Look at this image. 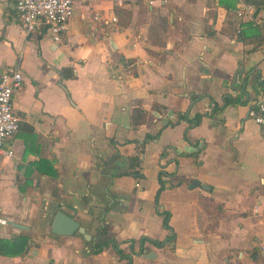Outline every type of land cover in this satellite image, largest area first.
Here are the masks:
<instances>
[{
  "label": "crops",
  "instance_id": "1",
  "mask_svg": "<svg viewBox=\"0 0 264 264\" xmlns=\"http://www.w3.org/2000/svg\"><path fill=\"white\" fill-rule=\"evenodd\" d=\"M14 2L0 0V72L22 74L18 129L1 147L12 155L0 153V264H264V131L248 115L264 103V7L73 0L55 43L45 25L25 33ZM225 95L242 103L214 111ZM59 207L89 241L105 224L116 246L94 254L79 234L51 233ZM141 236L171 239L138 250Z\"/></svg>",
  "mask_w": 264,
  "mask_h": 264
},
{
  "label": "built area",
  "instance_id": "2",
  "mask_svg": "<svg viewBox=\"0 0 264 264\" xmlns=\"http://www.w3.org/2000/svg\"><path fill=\"white\" fill-rule=\"evenodd\" d=\"M163 0H147L152 2ZM73 0H15L14 10L25 33L33 32L39 25H45L53 42L61 41V34L65 29L66 21L72 13ZM252 6L242 5V11H250ZM111 22L115 21L112 17ZM264 33V32H262ZM124 75H132L133 64L124 61L122 64ZM22 74L17 69L0 72V153L11 156L10 149L2 151L3 141L13 136L18 129V118L13 113L11 99L13 92L21 87ZM249 117L264 131V103L257 104L254 110H249ZM6 219L0 215V225Z\"/></svg>",
  "mask_w": 264,
  "mask_h": 264
},
{
  "label": "trees",
  "instance_id": "3",
  "mask_svg": "<svg viewBox=\"0 0 264 264\" xmlns=\"http://www.w3.org/2000/svg\"><path fill=\"white\" fill-rule=\"evenodd\" d=\"M244 1L246 3H250L253 5L254 14H256L260 9H262L264 7V0H244ZM218 2L221 3V0H218ZM165 26H166L165 23L162 21L161 24L158 25V30L160 28L162 30H164ZM256 32L259 34V32L262 33L264 31H260V29H257ZM57 72L61 78H73L74 77L72 70H70L69 68H61ZM200 97H201V95H198V94L189 96L191 103L197 101L198 99H200ZM239 103L241 104L242 101H239L235 98H232L229 95H225L219 106L212 104L211 108L214 109V111H216V110H220L225 105L239 104ZM144 116H145V112L142 109L134 108L132 110L131 116H130L131 124L133 126H137L140 122H142L144 120ZM201 116H202V114L197 113V114H194L188 118L185 114H179L177 116V120L184 119L187 121L188 127H191V126H194V125L199 123ZM172 124L173 123H167V125H172ZM153 137H155V135L154 136L145 135L143 141L147 140L148 138H153ZM130 161H131L130 162L131 165H133V166L137 165V158L136 157H130ZM161 168H162V166H161ZM163 175H166V172H164V171H162V169H160L157 173V181H158L159 186H158L156 193H155V196H154V202L155 203H156L157 196H158V194L161 191L162 186H163V182L161 180V176H163ZM162 225L165 229L170 230V228L167 224V213H165L163 216ZM93 236H94L93 237L94 239L92 241L86 242V244H88V246H89V251L91 253L95 254V253L100 252L108 244H110L112 246H116V244H117L114 241V239L107 234L106 225L103 223H101V225L95 229V233ZM170 239H171L170 237H167L164 240L158 241V240L147 239L146 237L141 236L137 239L138 250L141 249L142 243L144 241L150 242L155 247H161L166 240H170ZM128 242H129L130 252H132V245L134 243V240L130 239ZM117 252L120 254L119 250H117Z\"/></svg>",
  "mask_w": 264,
  "mask_h": 264
},
{
  "label": "water",
  "instance_id": "4",
  "mask_svg": "<svg viewBox=\"0 0 264 264\" xmlns=\"http://www.w3.org/2000/svg\"><path fill=\"white\" fill-rule=\"evenodd\" d=\"M197 183L198 181L194 179L191 181L190 186ZM47 223L49 225V231L53 234L71 235L75 233L81 235L86 241L90 240V235L85 232V228L80 226L70 215L64 213L60 207L50 213Z\"/></svg>",
  "mask_w": 264,
  "mask_h": 264
},
{
  "label": "rangeland",
  "instance_id": "5",
  "mask_svg": "<svg viewBox=\"0 0 264 264\" xmlns=\"http://www.w3.org/2000/svg\"><path fill=\"white\" fill-rule=\"evenodd\" d=\"M7 138H8V137H7ZM7 138H6V139H7Z\"/></svg>",
  "mask_w": 264,
  "mask_h": 264
}]
</instances>
